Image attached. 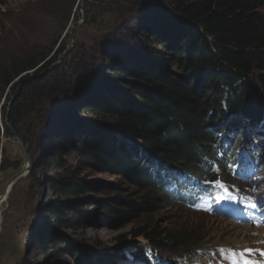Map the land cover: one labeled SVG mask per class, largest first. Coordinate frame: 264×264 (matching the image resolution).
I'll use <instances>...</instances> for the list:
<instances>
[{"label":"rangeland","instance_id":"rangeland-1","mask_svg":"<svg viewBox=\"0 0 264 264\" xmlns=\"http://www.w3.org/2000/svg\"><path fill=\"white\" fill-rule=\"evenodd\" d=\"M148 8L160 11L163 5L159 0H0V196L12 178L29 164L0 204V264H82L73 250L87 255L83 248L99 249V245L97 264H139L130 254L148 242L143 236L133 237L132 232L145 225L202 238L201 249L184 257L189 264H221L218 255L225 248L264 249V228L253 229L228 216L191 210L166 200L165 194H158L154 208L136 219L102 217L101 208L93 201L118 195L139 201L146 192L123 176L112 175L97 163L65 150L71 146L67 135L75 142L78 133L97 129L103 131L101 137L110 138L111 131L98 126L82 104L93 81L101 80L104 87L113 84L110 89L120 86L121 81L112 74L109 55L124 40L130 41L128 44L137 52L157 48L149 39L142 40L139 32L137 39L131 40L130 28ZM34 56L44 57V62L56 59L42 71L40 79L31 73L34 79L29 85L15 83L27 73L10 85L4 83L2 76L10 74L13 66ZM63 76H68L69 81H65L61 93L46 97L48 86ZM73 123L77 126L70 129ZM65 125L69 126L68 133ZM244 128L247 131L250 125ZM258 128L264 130V125ZM138 149L130 147L131 154L142 160L144 156ZM56 150L60 151V160L55 166L52 155ZM61 174L65 178L79 177L92 190L81 199L58 197L50 186ZM225 179L227 184L232 183L229 175ZM242 187L247 189L245 184ZM58 199L75 212L85 213L80 209L84 206L94 219L58 224L53 214ZM127 206L120 203L118 207Z\"/></svg>","mask_w":264,"mask_h":264},{"label":"trees","instance_id":"trees-1","mask_svg":"<svg viewBox=\"0 0 264 264\" xmlns=\"http://www.w3.org/2000/svg\"><path fill=\"white\" fill-rule=\"evenodd\" d=\"M159 2L162 10H144L139 14L141 20L130 28L131 40L137 39L139 32L142 40L149 39L157 48L137 52L128 44L130 41L124 40L109 55L112 74L121 81L117 87L121 91L110 89L113 84L104 87L96 79L85 95L84 111L106 132L111 131L110 138L101 137L103 131L97 129L78 133L75 142L67 135L71 141L65 149L67 154L93 161L146 192L139 201L119 195L93 201L101 208L102 217L109 220L136 219L154 208L165 183L160 165L180 166L194 173L222 146L229 130L242 129L243 133L246 125L256 126L264 120V0ZM55 59L44 62V57H30L3 75L4 83L10 85L27 73L15 83L29 85L34 79L31 73L40 79L42 71ZM65 81H69L68 76L53 81L46 97L59 95ZM65 126L68 133L69 126ZM118 138L130 143L121 144ZM134 146L144 159L137 160L131 154L130 147L134 150ZM59 152L52 155L55 166L60 160ZM50 187L63 198L81 199L92 190L79 177L65 178L62 174ZM165 199L170 200L167 196ZM120 203L129 206L118 207ZM56 204L53 214L58 224L94 219L84 206L80 209L85 213H81L68 208L63 200L58 199ZM132 236H143L148 242L133 252L136 258L143 259L149 246L177 257L196 251L203 240L181 230L146 225ZM98 248H83L87 255L75 250L73 254L80 257L82 264H97L101 246Z\"/></svg>","mask_w":264,"mask_h":264},{"label":"water","instance_id":"water-1","mask_svg":"<svg viewBox=\"0 0 264 264\" xmlns=\"http://www.w3.org/2000/svg\"><path fill=\"white\" fill-rule=\"evenodd\" d=\"M28 160H29V155L27 154V161ZM28 168H29V164L27 163V165L24 167V169L21 172H19L14 178H12V180L7 184V186L5 187L3 193L0 196V204L7 199V197L9 196V194H10V192L12 190V186L15 183V181L17 179H19L20 177H22L27 172ZM9 186H11V189L8 192Z\"/></svg>","mask_w":264,"mask_h":264},{"label":"snow or ice","instance_id":"snow-or-ice-1","mask_svg":"<svg viewBox=\"0 0 264 264\" xmlns=\"http://www.w3.org/2000/svg\"><path fill=\"white\" fill-rule=\"evenodd\" d=\"M216 183H217V185H218L219 187H221V188L224 187L219 181H216ZM225 191H227V189H225ZM251 206H252V207H255V204H252ZM252 251H253V249H245V250H244V252H248V253H250V252H252ZM232 255L235 256L236 253L233 252ZM240 255L243 256V253H241ZM261 255H264V252H262ZM234 264H235V261H234ZM243 264H258V262H256V261H250V260H248V259H244Z\"/></svg>","mask_w":264,"mask_h":264},{"label":"bare ground","instance_id":"bare-ground-1","mask_svg":"<svg viewBox=\"0 0 264 264\" xmlns=\"http://www.w3.org/2000/svg\"><path fill=\"white\" fill-rule=\"evenodd\" d=\"M10 189H11V186H9V188H8V192L10 191ZM1 210H0V222H1Z\"/></svg>","mask_w":264,"mask_h":264}]
</instances>
